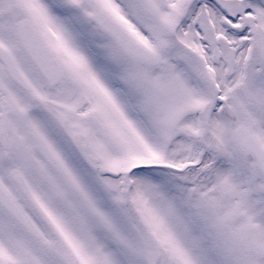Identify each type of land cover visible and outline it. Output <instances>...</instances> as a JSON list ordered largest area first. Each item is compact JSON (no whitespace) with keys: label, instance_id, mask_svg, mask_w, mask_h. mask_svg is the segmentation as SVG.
Listing matches in <instances>:
<instances>
[{"label":"snow or ice","instance_id":"1","mask_svg":"<svg viewBox=\"0 0 264 264\" xmlns=\"http://www.w3.org/2000/svg\"><path fill=\"white\" fill-rule=\"evenodd\" d=\"M0 264H264V0H0Z\"/></svg>","mask_w":264,"mask_h":264}]
</instances>
